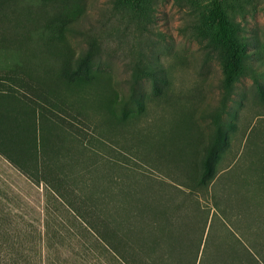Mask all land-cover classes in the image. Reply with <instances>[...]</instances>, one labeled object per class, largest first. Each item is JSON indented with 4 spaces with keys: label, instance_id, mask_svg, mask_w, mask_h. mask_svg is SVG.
<instances>
[{
    "label": "rangeland",
    "instance_id": "1",
    "mask_svg": "<svg viewBox=\"0 0 264 264\" xmlns=\"http://www.w3.org/2000/svg\"><path fill=\"white\" fill-rule=\"evenodd\" d=\"M232 1L250 71L227 100L198 29L208 0H153L141 21L114 0H31L0 16L1 134L28 161L33 119L39 144L35 178L0 153V264H127L105 239L134 258L152 219L175 228L149 198L182 203L173 186L204 177L217 136L201 196L209 250L264 264V0ZM177 213L176 241L200 220L191 202Z\"/></svg>",
    "mask_w": 264,
    "mask_h": 264
},
{
    "label": "trees",
    "instance_id": "2",
    "mask_svg": "<svg viewBox=\"0 0 264 264\" xmlns=\"http://www.w3.org/2000/svg\"><path fill=\"white\" fill-rule=\"evenodd\" d=\"M152 3L153 0H114L115 9L117 11H125L130 18L140 21L148 17ZM30 6L31 0H0V16L6 14L11 9L13 10L18 7L28 9ZM235 6L236 4L232 0H208L203 9H201L200 24L198 27L200 36L209 40L210 45L217 52L221 60L224 71L223 86L225 89V100L231 97L235 83L250 71L246 61V43L239 38L237 23L230 16V11L235 9ZM134 84H136V80L131 85L134 86ZM5 92H0V105L3 99L8 96ZM29 109L32 112L34 111L33 107ZM220 110L225 111L224 107ZM6 118H10L9 113H6ZM31 120V125H33L31 138L34 141L33 151L35 156L32 151L29 159L30 161H24L17 157L13 148H19L20 146H16L15 141L10 136L1 134V127L0 153L23 173L29 177L35 178L39 144L36 139L37 128L34 125L33 119ZM39 129H42L41 117ZM40 138L41 144L43 145V141H45L44 135H40ZM36 140L38 148L35 145ZM219 142L220 139L219 136H217L211 148L208 149V153L204 159L205 170L203 178L199 179L194 177L188 191L180 187L182 184L173 186L175 191L178 190L182 193V203L176 205V194L173 191H170L169 194L161 198H149L151 201L149 203L150 208L157 207L162 214L166 211H171L166 221H169L171 219L170 217L173 216L175 228L171 227L165 230V226L162 227L157 220L152 219L145 227L146 230H149L151 237L148 239L143 238L144 242L139 250H137L140 254H137L134 258L133 256H125L116 244L111 243L104 237L106 244L112 248L114 258L118 262H121V260L124 262L125 259L128 261L125 260L127 264H136V261H139L140 264H236L235 260L239 261V264L254 262V260L252 261V259H255L254 255L246 248H243L241 251H234L230 261L229 255L218 257L217 254L212 255L209 250L211 232H207L208 217L203 213L201 196H205L208 193V186L204 180L211 171V160ZM44 148L45 142L42 149ZM28 156H30V154H28ZM37 181L41 183L42 177ZM152 198L154 199L152 200ZM155 199L159 200L158 203H154ZM187 202L193 203L195 209L199 212L198 216L200 220H196L194 223L193 234L187 232L191 227L190 223L186 220L183 221L182 224L180 223L178 229L180 231V238L176 241V215H179L178 213L176 214V211L179 212V210L183 209ZM154 208H152L151 211H153ZM153 213L156 214L157 211L154 210ZM159 230H165L167 232L162 239L158 233L160 232ZM235 239L237 238L235 237ZM237 241L240 244V240L237 239ZM162 248L163 250H160Z\"/></svg>",
    "mask_w": 264,
    "mask_h": 264
}]
</instances>
